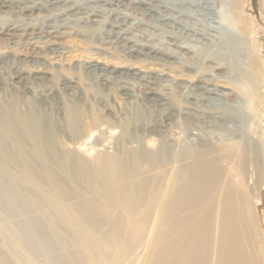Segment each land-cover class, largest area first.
<instances>
[{"label": "rangeland", "instance_id": "1", "mask_svg": "<svg viewBox=\"0 0 264 264\" xmlns=\"http://www.w3.org/2000/svg\"><path fill=\"white\" fill-rule=\"evenodd\" d=\"M38 1L43 2L44 0H34V7H29V11H24L22 7H27L30 2L7 1L13 12L9 10L5 15L0 14L2 15L0 17L1 21L6 19V16L22 20L26 22V26L28 25L26 29L31 30L32 33H30L31 35L29 34V38H27L28 36L24 37L26 33L20 34V39L14 41H6L0 38V54L11 55L10 58L16 56L17 60L14 59L13 63H16L17 66L12 64V67L16 66L14 70L20 69L25 72L22 76L24 79L21 77L17 80L20 82L15 83V86L18 85L17 87L19 88H17V93L25 100L36 98L35 102H33L35 107L39 104L37 101L39 99L42 100L41 103L45 102L47 105L45 106L48 107V101L39 96L38 92L39 94L40 91L45 92L50 87L52 89L54 87L55 89L58 88V95L67 102L75 94L82 96V102H76L79 121L75 126V132L73 129V133L85 132L86 137L83 138L81 147L78 146V143H73L67 138L70 128L65 126L64 131H58V145L53 143L50 149L55 150L58 148L61 152H65L67 165L70 168L72 167L77 175H81V168L90 169L97 167L108 171L107 173L109 171L117 173L118 170H115L118 169L116 168L117 166L110 168L106 158L115 154V151L117 153L119 149L125 146L126 148L124 149L127 150L136 149L138 146L137 142L132 140V137L136 136L138 132L133 131L131 125L126 129L128 131L125 130L124 122L126 119L132 115L147 119L149 112L157 113L167 104L172 106V110L179 109V116L176 113L170 118L164 114L157 116L158 121L163 125V132H166L169 128L167 130V139H170H168V143L177 141L178 145L187 148L189 144L197 142V136L200 134L203 137L209 136L211 141L217 145L225 146L229 140L234 145H241L245 151V159L247 160L246 163H248L247 168H249L245 179L239 185L243 188L245 198L242 205L244 211L241 209L243 211V213L241 211V214L254 227L259 253L264 261L263 1L165 0L166 3L172 1L175 4L172 5L174 9H171V11L170 9H165L162 4V6L159 5L155 0H111V2L110 0H51L49 1V3L51 2L50 4L47 2V6L44 9L36 8ZM79 2L80 4H78ZM157 7L162 10L159 11ZM216 7L224 10L222 22L219 19ZM18 8L25 13H20ZM179 9H181L180 11L186 9L185 11L188 14L179 16L177 14ZM252 21H254L255 26L251 25ZM55 22L61 26L58 29L59 31L51 32L54 28H48L47 26ZM82 22H85L86 25L81 26ZM69 23L73 26H69ZM110 23L113 24V27ZM95 25H101L108 30H103L104 34L97 35V33L93 32ZM88 26L93 27L89 28ZM33 27L34 30L31 29ZM116 30L120 32V35H116ZM223 31H228L226 39L229 43L226 46L221 45ZM50 34H55L56 36ZM0 36L3 35L0 34ZM122 37L151 47V49H158L159 52L154 54L155 56L151 52H138L136 54L120 40ZM151 41L156 47H152ZM38 46L41 48H38ZM227 46L228 50L223 51L222 48L225 49ZM194 49H197V51L199 49L200 55L195 53ZM207 51L210 53H207ZM214 51L220 52V57H214L211 54ZM205 54L207 57H203ZM212 57L220 60V64L212 61ZM99 72L106 73L105 81L102 78L101 80L96 78V74ZM68 82L74 85V91L65 89L67 88L65 85ZM28 84L35 91H33L35 93L34 96L30 92H24L22 89ZM216 86L223 89L222 94L216 95L206 91V88L211 87L210 89H212ZM150 89L154 90V92L160 91L158 93L160 99L156 100L155 106H150L151 110L144 107V105L152 103L151 97H148L149 93H147V90L149 91ZM125 90H128L126 91L128 94L121 93ZM141 102H143V105ZM212 102H219L227 108L238 105V109L234 112V119L227 118L228 120L222 121L219 118H215V123L227 122V125L231 127L241 126L243 130L246 128L242 138L236 135H227V139L218 138L216 135L217 131H211L213 128L211 129L207 124L212 121L213 117L211 115H202L199 110L209 107ZM69 103L68 106L70 105L69 108L72 109L74 104ZM17 106L23 108L25 104L23 101H19ZM138 112L142 114L139 115ZM236 112L238 113L236 114ZM36 114L37 111L35 110L34 115ZM57 114L59 122L62 125L65 124V120L61 117L62 114L60 112H57ZM238 114L242 116L238 117ZM44 118L47 119V117ZM178 119L182 120V123ZM93 122H96L95 124L97 125L90 129V124ZM194 123L196 124V129L194 130L196 135L194 136H189L185 130L181 129L186 127L185 125H194ZM247 130L252 134L251 136ZM159 137L161 136L158 133L145 137L144 146L155 148L160 139ZM122 138L125 141L121 143ZM247 155H251V157L248 158L249 156ZM61 160L64 161V158ZM43 161L34 160L27 162L26 167L32 171L33 177L34 175L39 177L41 175V179L46 182L44 176L46 171H48L52 175L55 174L54 178L57 177L56 180H63L60 172L67 169L65 165H60L57 160L52 158ZM71 162L75 165L72 166ZM16 165L20 166V162H16ZM14 167L16 166L14 165ZM3 168L4 165L2 167L0 164V256L4 259L5 264H55L53 263L54 258L56 261L59 259L67 260L69 264H82V261L83 264H91L92 262L100 264L99 253L102 250V246L95 239H99L101 232L92 228L90 223L86 225L87 221L85 223L79 221L80 224L74 222V215L72 217V214H68L61 203L53 201L56 193L53 190L51 191L46 183L44 186L47 190L43 188L38 190L26 179L17 178V176L5 172ZM52 168H54L56 173H53L54 170ZM12 169L13 167H11ZM72 183L74 187L67 185V190H64L62 194L63 200L74 202L76 198H82L80 196L82 192L87 193L84 187L76 184L77 182ZM130 185L129 182H126L121 184V187H118L121 191L127 190L125 192L126 195L123 194L124 199H129L132 194L133 187ZM92 201H96L95 194L94 197L91 196L90 204H92ZM129 201L127 202L129 203ZM75 203L79 205L78 202ZM94 204L92 205L94 206ZM132 205V202L129 203L128 208H132ZM87 206L91 207V205ZM81 211L90 218L91 214H88L84 207L81 208ZM32 218L38 222L37 226L32 221ZM90 232L94 235L92 236ZM29 236L34 239V248H30L27 243ZM85 250L89 251L90 254L87 253L92 258V262L90 258L87 260L86 255H84ZM140 250V248L137 249L138 252ZM91 253H95L96 256ZM78 258L83 259L79 261Z\"/></svg>", "mask_w": 264, "mask_h": 264}, {"label": "bare ground", "instance_id": "2", "mask_svg": "<svg viewBox=\"0 0 264 264\" xmlns=\"http://www.w3.org/2000/svg\"><path fill=\"white\" fill-rule=\"evenodd\" d=\"M7 1L8 0H0V14L2 15H5L7 11L11 10ZM19 1H23L24 3L25 1L30 2L27 7H22L24 11H29V7H34V0ZM49 1L51 0H44L43 2L38 1L39 5L36 4V8H46L47 2L49 3ZM155 1H157L159 5L162 4L165 9H170V11L171 9H174L172 5L175 4L172 3V1H169L168 3H166L165 0ZM262 1L264 4V0ZM78 4H80V2ZM62 7H64V5H62ZM158 8L159 7H157V9ZM18 9L20 10V8ZM89 9L88 11L91 10ZM160 10L162 9L159 8V11ZM180 10L181 9L177 11V14H179V16L188 14L187 11H185L186 9L182 10L183 12ZM216 10L218 12L219 19L222 22L224 19V10L217 7ZM22 11L20 10V13ZM2 15H0V17H2ZM13 18H10V16H6V19H4V17V20L1 21L0 19V34L3 35L0 36V38L5 39L6 41H14L20 39L19 35L23 33H26L24 37L28 36L27 38H29L31 35L30 33L32 32L31 30L26 29V27L28 26H26V22ZM84 25H86V23L82 22L81 26ZM112 25L113 24H111V26ZM251 25L255 26L254 21H252ZM60 26V24H57V22H55L52 25L48 24L47 27L54 28L52 29V31H50L56 32L59 31L58 29ZM69 26L73 25H70L69 23ZM93 28H95L93 32L97 33V35L102 34L103 30H108L104 29V27H102L101 25H95V27ZM31 29L34 30V27ZM227 33L228 31H223L221 45H228L229 42L226 39ZM118 34L120 35V32L116 30V35ZM50 35L56 36L55 34ZM41 38L40 40H42ZM120 40L124 42V44L136 54L138 52H151L154 55L159 52L158 49L152 48L154 49L152 50L151 47L138 44L137 42L123 37ZM151 44H153L152 41ZM154 46L156 47V45L153 44L152 47ZM159 47H161V45H159ZM38 48L41 47L38 46ZM222 50H228V46L225 49L222 48ZM194 51L195 53H198L200 55L199 49L198 51L197 49H194ZM208 52L209 51H207V53ZM211 54H213V56L217 58L221 55L220 52L215 51ZM10 56L2 53L0 54V164L2 165V167L4 165L3 169L5 170V172L17 176V178L26 179L38 190H42V188L44 190H47L44 186V184L46 183L51 191L53 190L56 193L55 199L53 201L61 203L64 206H62L63 209L68 214H72V217L74 215V222H78V224H80L79 221H83V223L87 221L86 225L87 223H90L92 228L101 232V236L99 237V239H95V241L98 240V243H100L102 246V250H100L99 253V258L101 259L99 260L100 264H264L262 255H260L259 253L258 240L254 227L241 214V211L243 210L242 205L244 204L245 198L243 188L239 185L245 179L249 168H247L248 163H246L247 160L245 159V151L243 150L241 145H234V143L229 142V140L227 141L228 144L225 146L217 145L211 141V138L209 136L203 137L200 136V134L199 136H197V142L192 141L193 143L189 144L187 148H184V146L182 145H178L177 141L174 143H168L169 138L167 139V130L169 128L166 130V132H163V125L158 121L157 116L159 117V115L161 116L162 114H164L166 115V117L170 118L174 113L179 116V109L172 110V106L165 103L167 105H165L164 107L162 106L163 108L160 109L157 113L149 112L147 119H143L142 117L141 119L137 117L138 115H132L126 119V121L124 122L126 127L125 130L130 127L129 125H131L133 131L138 132L136 136L132 137V140L136 141L138 146L133 150L124 149L126 148V146L122 149H119V147L117 153L115 151V154L106 158L109 163L108 166L110 168L113 166H117L116 168L118 169H115L116 171L118 170L117 173H114L112 171H109V173H107L108 171L102 170L100 167H97L90 169L81 168V175H77V173H75L76 171L72 167L70 168L67 165V160L65 159L67 155L64 154L65 152H61V150H59L58 148H56L55 150L50 149V146L53 143L58 145V131H64V127L66 126L70 128V132L67 138L70 139L73 143H78V146L81 147L82 140L86 137L85 132L79 131L78 133H73V129L75 132V126L79 121L76 111L78 108L76 102H82V96H77L75 94L73 95V97H70L68 102L74 104V107L70 109V105L68 106V102L58 95V88L55 89L54 87L52 89L50 87L48 89L46 88L47 90L45 92L40 91V94L38 92L39 96L48 101V107H46L47 105L45 104V102L41 103V99L37 100L39 104L35 107L33 102H35L36 98H32L31 100L27 98L28 100H25L17 93L18 85L15 86V83L20 82L17 80L20 79L25 72L20 69L14 70V67H16L17 64L15 63L16 66L14 67H12V64H14L13 62L14 59H16V56L14 58H10ZM203 57H207V55L205 54L203 55ZM211 60L216 64H220V60H217L215 58L213 59V57ZM105 75L106 73L99 72L96 74V78L99 80H101L102 78V80L104 79L103 81H105ZM33 82L35 81L33 80ZM65 86L67 87L65 89H67L68 91H74L73 84H70L68 82V84H66ZM210 88H206V91L215 93L216 95H220L223 93V89L221 87L216 86L212 89ZM22 89L24 90V92L32 93L33 96L35 94V91L29 84ZM126 91L128 90L122 91L121 93L128 94V92ZM157 91L154 92V90L151 89L149 91L147 90V93H149L148 97H151L152 103H149L146 106L144 105V107L150 109V106H155V102L159 98L158 93H160V91ZM19 101L24 102L25 106L23 108L17 106V103ZM59 103L61 104L58 105ZM142 103L143 102H141V104ZM210 104L211 105H209V107H204L199 111L202 115H211V117H213V119L211 118L212 121L207 124V126L209 125L211 129L213 128L211 131L213 132L216 130V135L218 138L227 139V135H236L242 138L244 136V131L246 132V128H244L245 130H243L241 126L231 127L227 125V122H221L219 124L215 123V118H219L222 121L226 120L227 118L234 119V112L236 109H238V105H231L233 106L232 108H227L219 102H212ZM35 110L37 111L36 115H34ZM57 112H60L62 114L61 117H63V120H65V124L62 125L59 122V119H57ZM140 112H138L139 115L142 114H140ZM237 113L238 112H236V114ZM239 116L242 115L238 114V117ZM44 117H47V119H45ZM180 122L182 123V120ZM93 123L90 124V129L94 128L97 125L95 124L96 122L94 124ZM195 125V123L194 125H185L186 127H182L181 129L185 130L186 134H188L189 136H194L196 135L194 131L196 129ZM248 131L249 130H247V132ZM153 133H158L161 137H159L160 139L155 148H147L144 146V138ZM251 135L252 134L250 133V136ZM123 141H125L124 138L121 139V143ZM250 157L251 155L248 158ZM51 158L57 160V163H59L60 165L63 164L67 168L60 172V174L62 175L61 178H63V180L60 179L61 181L56 180L57 177L54 178L55 174L52 175L51 172L49 173L48 171H46V174L44 176L46 182H44V179H41V175L40 177L35 175L33 177L32 171L26 167L27 162H31L34 160L45 161L46 159ZM62 158H64V161L66 162L62 161ZM16 162H20V166L16 165ZM14 165L16 167H14ZM71 165L74 166L75 164L71 162ZM11 167H13V171L11 170ZM39 169L41 170V168ZM52 169L54 170V168ZM255 172L257 174V170ZM53 173H56L55 170ZM252 173L254 172L252 171ZM72 182H77V185L84 187V189L87 190V193L82 192L81 195L80 193H78L82 198H76L74 202L63 200L62 194L64 193V190H67V185H71L74 187V184ZM126 182H129V185L131 184L130 186L133 187V191H131L132 194L129 199H124L125 197L123 198V194H125L127 190L124 189L125 191H121L120 189H118L121 184ZM94 194L96 197V201H92V204L95 203L93 206L92 204H90L89 200H91V196L94 197ZM128 200H130L129 203L132 202V208H128ZM75 202H78L81 207ZM87 205H91V207ZM82 207H84V210H86L88 214H91L90 218L81 211ZM32 221L37 226L38 222H36L34 218H32ZM41 231L43 230L41 229ZM90 234H92V232H90ZM26 235L28 234L26 233ZM93 235L94 234H92V236ZM27 243L30 248H34V239L31 236L27 238ZM138 248L141 249L139 252L137 251ZM87 252L89 253V251L85 250L84 255H86L87 260H89L90 258L92 262V258L88 256ZM78 255L81 256L82 254ZM93 255H95V253ZM82 259L78 258L79 261H81ZM53 263L69 264L67 260L63 261L59 259L56 261L55 258L53 259ZM0 264H5V261L1 256ZM91 264L94 263L92 262Z\"/></svg>", "mask_w": 264, "mask_h": 264}]
</instances>
